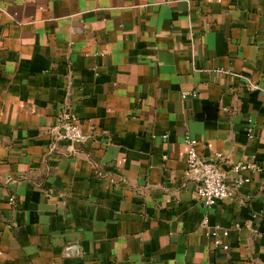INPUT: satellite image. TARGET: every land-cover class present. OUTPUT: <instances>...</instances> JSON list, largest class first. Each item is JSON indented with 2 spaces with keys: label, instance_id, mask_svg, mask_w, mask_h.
Returning a JSON list of instances; mask_svg holds the SVG:
<instances>
[{
  "label": "crops",
  "instance_id": "obj_1",
  "mask_svg": "<svg viewBox=\"0 0 264 264\" xmlns=\"http://www.w3.org/2000/svg\"><path fill=\"white\" fill-rule=\"evenodd\" d=\"M186 135L259 169L205 208ZM0 264H264V0H0Z\"/></svg>",
  "mask_w": 264,
  "mask_h": 264
},
{
  "label": "built area",
  "instance_id": "obj_2",
  "mask_svg": "<svg viewBox=\"0 0 264 264\" xmlns=\"http://www.w3.org/2000/svg\"><path fill=\"white\" fill-rule=\"evenodd\" d=\"M190 94L194 95V92H190ZM185 96L186 94H183V97ZM54 134L57 140L69 144L82 142L86 139L80 130L77 115L69 108H63L57 115ZM184 143L186 145L187 170L199 172V184L195 195L205 208H209L217 201L234 198L236 188L248 180V177H245L243 173L259 169L254 161H238L231 167L234 176L232 182H228L218 168V162L222 158L221 153H216L213 159H205L197 151L198 141L195 138L186 135ZM50 148H53V144L50 145ZM167 158V154H164L163 159L166 161ZM200 225L205 229L207 236L210 237L216 248L228 250L229 245L225 241L229 232L227 228L219 224H211L207 214L203 216ZM235 226L239 227V224L236 223Z\"/></svg>",
  "mask_w": 264,
  "mask_h": 264
}]
</instances>
